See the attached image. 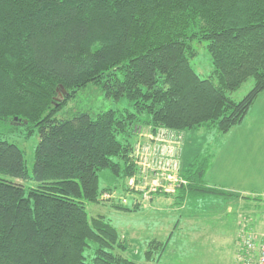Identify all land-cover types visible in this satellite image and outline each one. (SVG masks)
<instances>
[{"label": "trees", "instance_id": "trees-1", "mask_svg": "<svg viewBox=\"0 0 264 264\" xmlns=\"http://www.w3.org/2000/svg\"><path fill=\"white\" fill-rule=\"evenodd\" d=\"M194 40L207 42L211 78L191 64ZM249 78L242 99L229 95ZM89 84L132 108L58 118ZM263 91L264 0H0V121L40 134L32 173L22 149L0 139V264H141L123 255L107 218L89 215L85 202L114 201L102 198L114 190L101 187L100 172L122 183L137 173L143 126L227 133ZM210 154L200 163L196 155L180 171L187 184L164 194L175 205L230 195L205 179ZM167 244L151 240L146 259Z\"/></svg>", "mask_w": 264, "mask_h": 264}, {"label": "rangeland", "instance_id": "rangeland-1", "mask_svg": "<svg viewBox=\"0 0 264 264\" xmlns=\"http://www.w3.org/2000/svg\"><path fill=\"white\" fill-rule=\"evenodd\" d=\"M192 44L197 50V54L191 58L192 66L201 77L211 78L214 66L211 54L207 48V42L194 40ZM253 85L254 79L249 78L238 90L229 93V95L236 100H240ZM63 97L64 93L62 91L59 92L57 98L62 99ZM126 107L132 108L131 101L126 97L118 101L107 98L101 87L89 84L85 89L80 90L56 116L58 118L71 117L82 110L95 115L106 109H123ZM142 117H145V115L143 114ZM248 121L249 115H246L244 119L246 128ZM142 128L144 134L142 141L148 144V134L152 129L148 126H143ZM246 128L243 129L244 133L241 139H234L233 144L230 145L232 146V151L236 149L235 147L240 140L241 143L244 141ZM176 132L180 135L181 143L178 145L173 143L172 145L176 147L173 155L177 158L179 167L174 162H171V164H175L181 170L185 167L187 169L190 166V164H187L193 162L192 157L195 154L197 155L196 158H198V162L196 163H200L204 162L206 154L214 153L217 157L216 166L218 170V162L222 159L223 153V149H220V147L228 145L232 137L231 132L218 133L215 129L207 130L205 128L198 131L184 130ZM120 138L122 139V136ZM0 139L17 144L22 149L27 167L32 173L35 163V149L40 141L39 129L37 127L29 129L26 123H13L2 120L0 121ZM136 140L137 138L134 142ZM131 141H133L132 138ZM250 155L251 149L243 148L241 152V147H238L234 154V167L231 165L227 170V174L234 182H237V178L239 179L241 174H243L248 179L247 186L249 188L258 189L262 192H259L260 196L256 198L246 196V202L251 201L255 203V206H250V208L245 210L244 215L246 219L243 218V215L240 216L241 219H244L242 222L244 227H242L240 232L246 231V235L255 231V229L264 230V154H257L255 161L258 162H255L250 169H247ZM151 159L152 161H156L158 154L152 153ZM4 177L21 182L27 189L34 185L29 180H21L9 176ZM209 177L211 178L209 175L208 178L206 177L208 181L215 178L214 175H212L211 179ZM245 183L246 181L242 185H245ZM100 185L103 189L110 187L114 190V201L103 203L85 202L87 210L90 217L102 215L117 228L122 242L127 247L122 252L126 257L141 264H236L237 256H239L238 243L236 245L230 233H227V236L221 233V229L223 228L221 225L223 222L221 215L216 216L215 212H212L214 207L207 208L212 205L210 203L212 198L190 201L189 206H199L202 204L204 208L202 214L199 213L197 218L192 217L190 219L189 212L182 213L183 211L178 209L177 205L172 204V196L160 193V195H154L152 198L150 197L146 200L143 198L141 200L140 196H138L141 201L135 202L132 198L136 195H129L130 190L127 189L126 180L122 183V179L119 176L108 170L100 172ZM123 196L127 197L128 202L125 204L132 211L119 209L113 205L114 202H120V198ZM157 198H162L165 201H158ZM134 203L139 204L136 210H133L132 207ZM214 206L218 207L217 204ZM185 208L186 206L183 210ZM212 221H218L217 224L221 228L218 230L211 229L210 233ZM254 223L258 226L257 228H253ZM239 235H237V240ZM153 239L161 242L168 240L167 248L161 253L154 254L152 260H147L145 251L148 249L149 242Z\"/></svg>", "mask_w": 264, "mask_h": 264}, {"label": "crops", "instance_id": "crops-1", "mask_svg": "<svg viewBox=\"0 0 264 264\" xmlns=\"http://www.w3.org/2000/svg\"><path fill=\"white\" fill-rule=\"evenodd\" d=\"M249 115V121L247 123V128L245 127V122L243 121L241 124L233 127L229 132H231V139L228 143V145L221 146L220 149H223L222 153V159L218 162V170L216 166V156L214 153L212 154V159L210 161L209 169L206 172V177L208 178V175L215 176V178H210L211 181H207L208 185L211 187H218L223 190H227L230 195H209V196H195L192 198L187 197L183 203L177 205V208L182 210L184 212H189V218H197L199 213L202 214V210L204 209L202 204L199 206H189L190 201H195L196 199H206V198H212V201L210 202L212 205L208 206L207 208H213L212 212H215L216 216L222 217V229L221 233L223 235L227 236V233H230V236H233V240L235 241L236 245L238 243L237 235H239L240 230H242V227L244 225L242 224L243 220L246 219L244 212L247 208H250V206H255L254 202H246V196H251L253 198H256L260 196L258 189L249 188L247 186L248 179L241 174L240 178H237V182H234L232 178L227 174L228 168H230L231 165L234 167L235 163V152L237 151L238 147H241V152L243 148H249L251 149V155L250 160L248 163V168L250 169L252 165L255 164V157L257 154H264V91L259 94L256 101L252 105L250 111L248 112L247 116ZM240 127V128H238ZM242 127V128H241ZM247 129L245 132V137L243 138L244 141L241 140L237 143L236 149L234 151L231 150L234 139H241L242 134L244 133L243 129ZM227 132V133H229ZM241 133V134H240ZM240 137V138H239ZM246 143L247 147H246ZM260 146V148H259ZM231 151V152H229ZM210 153V152H209ZM194 156V155H193ZM196 156V154H195ZM194 156V157H195ZM192 157V158H194ZM247 157V156H246ZM248 159V157H247ZM232 167V168H233ZM213 180V181H212ZM230 180V182H229ZM246 181L245 185H242ZM243 182V183H240ZM232 193V194H231ZM262 193V192H261ZM160 195V194H158ZM172 204H174L175 197H172ZM156 200V199H155ZM158 201L162 200L164 202L165 200L162 198H157ZM215 203L213 204V202ZM215 204L218 205V207L214 206ZM186 206L185 210L183 208ZM243 215V218L241 219L240 216ZM191 216V217H190ZM218 222V221H217ZM217 222L212 221L210 224V233L211 229L218 230L221 228ZM220 223V222H219ZM256 224H253V228H257ZM238 228H240L238 230ZM242 232V231H241ZM240 232V234H241ZM238 233V234H237ZM250 233L256 234L259 239L264 240V230H256L252 231ZM204 235V234H203Z\"/></svg>", "mask_w": 264, "mask_h": 264}, {"label": "built area", "instance_id": "built-area-1", "mask_svg": "<svg viewBox=\"0 0 264 264\" xmlns=\"http://www.w3.org/2000/svg\"><path fill=\"white\" fill-rule=\"evenodd\" d=\"M176 131L178 130L158 127L148 134L149 143L145 144L142 141L143 128L139 130L133 152L137 158V173L126 180L129 195H136L132 198L135 202L141 201L142 198L146 200L158 193L174 194L177 189L187 184V179L178 168L177 158L173 155L176 147L172 144L181 143L180 135ZM152 153L158 154L156 161H152ZM102 198L113 199L114 191L104 190ZM120 202H128L127 197H121ZM238 251L236 264H264V240L259 239L256 234L246 235V231H242L238 238Z\"/></svg>", "mask_w": 264, "mask_h": 264}, {"label": "water", "instance_id": "water-1", "mask_svg": "<svg viewBox=\"0 0 264 264\" xmlns=\"http://www.w3.org/2000/svg\"><path fill=\"white\" fill-rule=\"evenodd\" d=\"M62 93H64V94L66 93V90H65L64 88H63V91H62Z\"/></svg>", "mask_w": 264, "mask_h": 264}]
</instances>
